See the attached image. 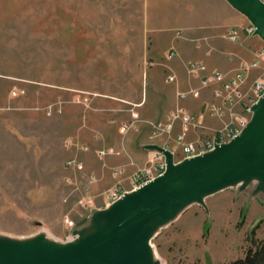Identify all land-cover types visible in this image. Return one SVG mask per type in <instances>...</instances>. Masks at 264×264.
I'll return each instance as SVG.
<instances>
[{
	"label": "rangeland",
	"instance_id": "374dc122",
	"mask_svg": "<svg viewBox=\"0 0 264 264\" xmlns=\"http://www.w3.org/2000/svg\"><path fill=\"white\" fill-rule=\"evenodd\" d=\"M215 3L0 0V236L29 239L46 231L55 240H66L74 227H83L92 211L98 209L89 193V182L95 176L85 173L83 162L84 155L91 153L87 141L101 138L105 129L97 123L101 117L98 104L108 100L122 105L119 114L125 117L111 120L119 132L122 123L133 120L131 111L137 105L142 122L136 124L152 127L147 122L155 121L164 125L179 107L188 111L185 103L200 99L204 90L200 81L196 87L173 92L180 76L170 61L179 55L189 58L185 59L186 70L181 72L187 83L196 78L190 75L189 64L206 65L201 60L219 49L225 52L231 48L225 57L233 67L221 71L206 65L210 73L233 74L244 63L255 60L260 44H250L254 52L251 61L239 53L249 40L258 41L246 34L247 25L229 26L224 30V40L217 43L212 41L211 32L200 33L194 28L197 20L209 18ZM233 28L240 30L239 43L229 37ZM257 71L250 80L261 75L262 71ZM171 75H175L174 82L168 80ZM192 91H198L199 96L194 97ZM172 93L180 103L166 113L164 100ZM182 94L188 95L187 101L179 100ZM142 95L148 97L143 107L139 103ZM207 103L212 102L204 103L201 111L194 113L196 118L204 117L200 130H209L206 119L215 118L206 111ZM152 104L159 107L150 119L147 111ZM141 107L146 108L144 113ZM194 124L197 121L189 125L191 134ZM221 127L220 122L213 133ZM69 137L73 140L71 147L65 145ZM201 138L195 136L194 141ZM207 138L214 137L210 134L202 139ZM154 139L160 141L162 136ZM78 145H85L87 150ZM110 147L114 146L94 149L93 160L99 166L111 155L100 159L97 151L113 149ZM67 161L81 163L83 169L68 168ZM82 178L86 180L83 185ZM122 188L131 190V185ZM252 193L228 189L206 200L208 210L201 205L188 208L152 240L162 263L230 264L244 258L255 242L264 239V194L253 197ZM103 198L105 205H110ZM84 199L90 208L82 206ZM68 220L74 223L71 230Z\"/></svg>",
	"mask_w": 264,
	"mask_h": 264
},
{
	"label": "water",
	"instance_id": "95a60500",
	"mask_svg": "<svg viewBox=\"0 0 264 264\" xmlns=\"http://www.w3.org/2000/svg\"><path fill=\"white\" fill-rule=\"evenodd\" d=\"M255 28L264 42V1L224 0ZM243 131L210 151L177 161L165 147L145 150L165 156V172L92 211L83 227L66 240L46 231L29 239L0 236V264H163L152 240L193 205L206 210V200L228 189L264 194V94L250 108ZM254 188V191H250Z\"/></svg>",
	"mask_w": 264,
	"mask_h": 264
},
{
	"label": "crops",
	"instance_id": "0c3cea01",
	"mask_svg": "<svg viewBox=\"0 0 264 264\" xmlns=\"http://www.w3.org/2000/svg\"><path fill=\"white\" fill-rule=\"evenodd\" d=\"M209 18L204 19L201 18L200 20H197L195 23H193L194 28L200 33H207L211 32L210 37L213 42H220L222 41L224 30H226L229 26H241L244 27L249 24V21L236 12L226 1L224 0H216V3L214 5H211V11L208 14ZM194 28L192 29V32H194ZM185 29L189 30V26H187ZM199 35V33H198ZM243 38V33H242ZM253 39H256L258 41H251L249 40L248 43L240 48L239 53L241 54V57L246 58L247 60L251 61L253 59V50L250 49V44H260V50L264 47V42L259 39L258 37H250ZM260 42V43H258ZM230 48V47H229ZM227 49L225 52H223L222 49H219L215 55L211 54L208 55L207 58L202 59L201 61L204 62L211 70L212 69H219L221 71H228L233 67L232 63H229L226 60V57L228 53L232 52L231 48ZM254 50H257V47L253 48ZM259 50V51H260ZM251 53H250V52ZM189 60L188 57H184L183 55H179L175 59H173L170 65L173 66L174 71L177 73V75L180 76L179 84L174 86L173 92H175L176 88H193L196 87V84L200 85L201 76L198 78H194L192 80H188L187 83L185 79L183 80L181 78V72L182 69H185L186 60ZM252 63V62H251ZM203 64V63H202ZM204 65V64H203ZM205 65V66H206ZM206 66V67H207ZM258 71L252 72L253 74ZM251 73V74H252ZM204 74H210V71ZM203 76V75H202ZM251 79V78H250ZM248 81L252 82L254 79ZM168 84V83H167ZM170 85V84H169ZM198 87V86H197ZM214 86L202 90L200 99L198 100H191L187 103V109L189 113L193 116H197L199 111L203 108L204 103L211 101H215L214 97ZM188 91V90H187ZM169 99H165L164 102V109L166 110V113L170 112L175 108L177 102L176 96L174 93L169 94ZM148 100V97L142 95V98L139 100V103H143L142 107L144 106V103L146 104ZM105 101V100H104ZM187 101V99H186ZM180 103V102H179ZM208 104V103H207ZM178 105V104H177ZM99 111H97L101 117L100 120L97 122L100 125L105 126V129L102 131V137H95L90 138L87 141L88 150L91 152L90 154L84 155V166H85V173L87 175H94L97 178V182L92 184L89 187V193L94 196L95 200L98 203V208H104L105 200L103 198L104 193L113 185H122L126 188L130 187V179L136 174L137 170L145 167L149 164L150 159L153 158L154 152L148 151L144 149L145 145L152 144V143H158L159 146L165 147L175 153L179 159H183V153L181 149V144L188 143V142H194L195 136H202L204 138L205 136L212 135V137H215L218 133V129L214 131V128H218L220 125V119L217 118H207L206 119V126L209 130H200V128H193V133L191 134L189 129L186 130L185 125L182 127V122L179 120H176L174 122V125H172V128L170 130H167L163 133H161L162 139L160 141L155 140L152 138V142L149 141V129H152L153 127H150L149 125H139L138 130L140 131H131L125 137H123L119 130H115L114 125L111 124V120L117 121V119H121L122 117H125L124 115L119 114L122 110V105L119 103H112L111 101L106 100L105 103L98 104ZM153 108H151L149 111H147V116L152 119L153 116H156V108L159 107L156 104H152ZM162 106V105H161ZM140 108L141 111L144 113L146 111V108ZM163 107V106H162ZM139 109V110H140ZM105 110V112H104ZM159 111V110H158ZM152 112V115H149L148 113ZM193 113V114H192ZM168 116V115H167ZM166 116V117H167ZM105 117V118H103ZM131 117L133 118L132 114ZM204 117L199 116L198 120L202 122L204 126ZM134 119V118H133ZM148 119V118H147ZM89 121L90 115H89ZM105 121V122H104ZM92 124V123H90ZM151 124L159 125L161 123H157L155 121H151ZM222 124V123H221ZM149 128V129H148ZM136 129V130H137ZM215 134V135H214ZM180 137H184V141H179ZM201 138V139H202ZM199 140V139H198ZM197 140V141H198ZM196 141V140H195ZM101 146H114L110 147L115 150L122 151L123 153L120 156H116L114 153H111V156L108 157L104 163L99 166L98 162L93 160L94 149ZM92 157V160L90 159ZM120 167V168H119ZM124 167V174L115 175L114 171L117 169H121ZM86 183V180L82 178V185ZM131 191V190H129ZM105 197V196H104Z\"/></svg>",
	"mask_w": 264,
	"mask_h": 264
},
{
	"label": "built area",
	"instance_id": "2783aa9c",
	"mask_svg": "<svg viewBox=\"0 0 264 264\" xmlns=\"http://www.w3.org/2000/svg\"><path fill=\"white\" fill-rule=\"evenodd\" d=\"M248 36H254L255 28L249 24L244 29ZM239 28H233L229 37L234 43L240 42V32ZM188 70L191 76L200 77L201 76V89H206L214 86V97L215 101L208 103L205 106L206 111L212 117L220 119L222 123L221 129L214 138L200 139L199 141L184 143L183 151L187 156H194L205 151H209L214 147L215 142L223 143L230 141L233 137L242 132L250 120V107L256 102L255 99L264 93V47L258 52L255 60L252 63H244L239 70L233 74H224L222 72L213 71L210 74L207 73V67L202 63L192 62L188 66ZM255 70H261L262 73L258 78H255L252 82L245 84L246 78H251V73ZM203 75V76H202ZM175 75L169 76L168 80L170 82L175 81ZM194 97L199 96L198 91L191 92ZM186 94L180 95L182 99H187ZM184 101V100H182ZM139 106H133L131 114L133 120L131 122L122 123L120 127L121 134L127 135L130 131H134L139 127L136 124L138 121L142 122L139 117V113L136 110ZM176 120H181L185 125H192L196 122L198 118L191 115L187 110L179 107L170 119L162 125H153L151 122H147L153 128L151 129L152 138H156L161 133L170 130L172 125ZM202 127V122H197L194 127ZM137 131V130H135ZM70 138V137H69ZM67 139L65 145L71 147L73 145V140ZM82 150H87L85 145H78ZM120 155V151L110 150H99L97 151V156L100 159H105L106 155ZM153 161L151 165L145 169L138 171L133 179V186L137 187L143 183L154 180L157 176L162 174L166 169V163L164 158L155 153L153 156ZM66 166L68 168L75 167L78 170L83 169L81 163H76L75 161H67ZM119 171H124V169H119ZM123 193L121 186H116L107 193L109 201H116ZM81 204L85 208H90L88 202L84 199ZM74 227V223L68 220V230Z\"/></svg>",
	"mask_w": 264,
	"mask_h": 264
},
{
	"label": "bare ground",
	"instance_id": "6f19581e",
	"mask_svg": "<svg viewBox=\"0 0 264 264\" xmlns=\"http://www.w3.org/2000/svg\"><path fill=\"white\" fill-rule=\"evenodd\" d=\"M255 71H257V70H255ZM253 72H254V71H253ZM230 75H231V74H230ZM196 78H199V77H196ZM249 79H250V78H248V77L246 78L245 84L248 83ZM209 88H210V87H209ZM263 94H264V93H263ZM263 94H262V95H263ZM262 95H259V96L255 99V101L257 102L258 99H259ZM179 100L182 101V100H185V99H182V98L180 97V95H179ZM256 102H255V103H256ZM251 107H252V106H251ZM251 107H250V108H251ZM249 112H250V109H249ZM250 114H251V113H250ZM179 121H181V120H179ZM197 122H200V121L197 120ZM184 125H185V124H184ZM246 126H247V125H246ZM200 127H201V126L193 127V128L197 129V128H200ZM185 128H186L185 131H187V129H189V125H185ZM242 131H243V130H242ZM239 134H240V133H239ZM239 134H238V135H239ZM236 136H237V135H236ZM233 138H234V137H233ZM233 138H232V139H233ZM184 140H185L184 137H180V138H179V141H184ZM199 140H200V139H199ZM199 140H198V141H199ZM227 142H229V141H226V142H223V143H227ZM186 143H187V142H186ZM217 143H218V142H217ZM183 144H184V143H183ZM183 144H181V149H182V153H183V159H182V160H184V159H186V158L196 157V156H198V155H201V154H204V153L208 152V150H207V151H205V152H202V153L197 154V155H194V156H187V155L184 153V151H183V149H184V147H183L184 145H183ZM220 144H222V143H220ZM153 145H156V144H153ZM161 147H162V146H161ZM213 148H214V147H213ZM213 148H212V149H213ZM210 150H211V149H210ZM210 150H209V151H210ZM153 152H154V154H155V153H159V152H157V151H153ZM159 155H161V156L164 158V161H165V163H166L165 156H164L163 154H161V153H159ZM176 157H177V155L174 153V158H175V160H176ZM152 161H153V159L151 158V159H150V162H149V165H148L147 167H149V166L151 165ZM176 162H177V161H176ZM147 167H145V168H147ZM145 168H143V169H145ZM121 169H124V167L121 168ZM140 170H142V169H140ZM140 170H139V171H140ZM165 170H166V169H165ZM124 172H125V171H119V169H118V170L115 171V174H116V175H120V174H124ZM164 172H165V171H164ZM164 172H163V173H164ZM137 173H138V172H137ZM137 173H136V174H137ZM163 173H162V174H163ZM136 174L130 179L131 191L136 190V189L140 188L141 186H143V185H145V184H147V183H149V182L152 181V180H151V181H148V182L143 183V184H141V185H138L137 187H134V186H133V179H134V177L136 176ZM162 174H160L159 176H161ZM159 176H157V177H159ZM157 177H156V178H157ZM95 182H96L95 177H92V180H90L89 183L92 185V184H94ZM118 186H121V189L123 190V193H122V195H121L117 200H119V199H120L125 193L130 192L129 190H126V189L122 188V185H118ZM108 192H109V191H108ZM108 192H107V193H108ZM107 193H106L104 196H105V198L108 200ZM117 200H116V201H117ZM108 201H109V200H108ZM113 202H115V201H109V204H112Z\"/></svg>",
	"mask_w": 264,
	"mask_h": 264
},
{
	"label": "trees",
	"instance_id": "16d2710c",
	"mask_svg": "<svg viewBox=\"0 0 264 264\" xmlns=\"http://www.w3.org/2000/svg\"><path fill=\"white\" fill-rule=\"evenodd\" d=\"M255 230H253V234ZM230 264H264V239L249 248L244 258L237 259Z\"/></svg>",
	"mask_w": 264,
	"mask_h": 264
}]
</instances>
